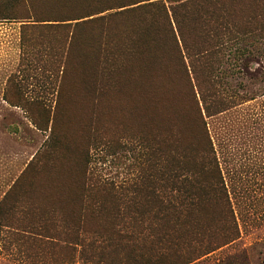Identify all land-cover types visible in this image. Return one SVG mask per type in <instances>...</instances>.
I'll list each match as a JSON object with an SVG mask.
<instances>
[{"label": "rangeland", "instance_id": "obj_1", "mask_svg": "<svg viewBox=\"0 0 264 264\" xmlns=\"http://www.w3.org/2000/svg\"><path fill=\"white\" fill-rule=\"evenodd\" d=\"M220 5L233 13L236 33L211 63L195 54L198 25L182 19L178 31L171 18L182 52V71L177 59L171 63L181 82L175 89L193 129L190 134L182 126L174 130L186 144L203 130L210 138L239 230L235 241L190 264H264V0ZM26 11L21 0H0V264H121L117 253L82 257L81 249H64L61 242L46 247L47 239L39 236L61 233L62 217L74 222L81 213L74 202L85 184L135 183L151 172L154 141L164 133L113 108L121 71L133 59L126 49L129 25L122 19L117 23L123 27L111 29L106 42L115 43L118 57L108 74L93 49L106 40L95 24L81 32L63 64L46 55V40L37 32L25 35ZM56 68L59 77L51 74ZM208 82L218 93L216 106L206 111ZM60 178L64 189L58 191ZM51 209L61 213L49 215ZM94 210L85 212L88 231L108 225ZM110 210L107 205L103 211ZM44 226L45 233L32 229Z\"/></svg>", "mask_w": 264, "mask_h": 264}, {"label": "trees", "instance_id": "obj_2", "mask_svg": "<svg viewBox=\"0 0 264 264\" xmlns=\"http://www.w3.org/2000/svg\"><path fill=\"white\" fill-rule=\"evenodd\" d=\"M21 1L27 8L26 16L21 18L28 22L22 28L25 35L37 32L46 40V55L63 64L81 32L95 24L106 40L94 44L93 49L107 64L108 74L115 70L118 56L115 43L106 41L112 27L124 19L130 34L126 49L133 59L120 70L123 77L113 108L121 115L128 114L142 127L164 133L154 141L150 173L135 183L118 185L100 180L85 184L82 197L74 202L81 206V213L76 212L71 223L62 217L61 233L39 236L47 239L43 245L53 247L52 244L61 242L64 249L79 248L82 257L87 252L99 259L114 252L122 256L121 264H190L235 241L239 230L210 138L203 130L198 136L190 135L193 140L186 144L174 130L182 126L190 134L193 129H189V113L180 106L175 88H181V82L171 64L177 59L180 66L182 58L172 19L178 31L182 19L199 26L194 50L199 60L211 63L227 46L226 42L236 33V25L232 22L233 13L220 5L225 0H167L170 4L164 0ZM52 37L57 40L52 42ZM65 70H61L62 75ZM59 73L56 68L51 74L59 77ZM213 73L211 70L209 77L214 78ZM207 85L203 103L209 111L216 106L218 90L214 82ZM61 181H56L58 191L64 189ZM107 205L112 210L104 213ZM89 207L96 208L97 213L101 211L100 216L108 224L106 228L85 229L83 219ZM59 213L54 209L48 211L49 215ZM44 227L32 229L45 233L49 227Z\"/></svg>", "mask_w": 264, "mask_h": 264}, {"label": "bare ground", "instance_id": "obj_3", "mask_svg": "<svg viewBox=\"0 0 264 264\" xmlns=\"http://www.w3.org/2000/svg\"><path fill=\"white\" fill-rule=\"evenodd\" d=\"M164 88L167 89L166 87H164ZM164 88H163V89H164ZM164 91H165V90H164ZM164 91H163V92H164ZM166 92H167V91H166ZM137 93H138V92H137ZM141 93H142V92H141ZM141 93H139V94H141ZM157 94H158V93H157ZM161 94H163V93L161 92ZM134 95H135V94H134ZM137 96H138V94H137ZM158 96H159V95H158ZM144 97H145V95H144ZM146 97H147V96H146ZM132 98H133V97H132ZM139 100H140V99H139ZM152 103H153V102H152ZM165 103H166V102H165ZM170 103H171V102H170ZM166 104H167V103H166ZM175 104H176V103H175ZM140 105H141V104H140ZM160 105H161V104H160ZM163 105H164V104H163ZM167 105H168V104H167ZM143 106H144V105H143ZM137 107H138V106H137ZM146 107H147V106H146ZM159 107H160V106H159ZM166 107H167V106H166ZM166 107H165V108H166ZM162 109H164V108H162ZM166 109H167V108H166ZM174 109H175V108H174ZM172 110H173V109H172ZM149 118H150V117H149ZM146 119H147V118H146Z\"/></svg>", "mask_w": 264, "mask_h": 264}]
</instances>
